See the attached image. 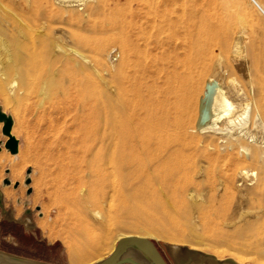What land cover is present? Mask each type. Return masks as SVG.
<instances>
[{
	"label": "rangeland",
	"instance_id": "1",
	"mask_svg": "<svg viewBox=\"0 0 264 264\" xmlns=\"http://www.w3.org/2000/svg\"><path fill=\"white\" fill-rule=\"evenodd\" d=\"M256 2L264 10V0ZM98 7L102 11L96 14L93 11ZM207 10L205 0H0V108L12 119V134L19 144L14 156L5 147L8 138L0 125V253L33 264H71L65 243L76 250L81 245L79 233L94 230L95 222L101 220L97 212H102L103 207H97L90 200L84 206L67 202L88 193L67 187L55 174L54 166L42 149L37 156L32 153L28 159L21 156L26 153L27 145L38 147L46 138L48 142L54 141L63 132L66 118L56 99L39 106L36 96L44 86L37 85L27 92L21 78L14 73L15 64L18 58H26L29 51L42 52L44 47L59 58L66 56V47L81 51L72 41L70 29L85 31L93 44L99 39L108 40L100 55L85 51L92 68L96 64L99 74L108 80L121 61L113 18L118 15L122 20L123 15L133 36L143 34L141 39L135 36L136 41L142 46L148 43L153 54L166 58L170 67L181 75L204 71L206 79L221 84L235 109L245 112L242 119L247 131L262 140V132L254 122L259 125L264 122V111L260 107L264 85L260 83L262 74L257 72L247 53L241 55L231 39L227 52L230 67L221 59L223 49L217 42L212 43L207 52L213 58L209 67L204 69L202 63L195 60L200 20ZM261 17L264 19L263 15ZM258 110L261 117L254 120ZM217 130L218 127L196 129L191 134L198 139L196 145L188 137L178 156L180 166L174 163L176 161L171 165L176 174L172 190L178 191L184 203L179 201L174 209H162L160 212L164 214L156 215L168 234L126 220L114 226L108 238L96 237L91 249L76 252L74 256L92 253L85 264L96 263L109 256L122 234L135 230L155 242L169 264L177 263L168 246L198 247L199 251L219 260L240 255L242 264H264V194L259 191L264 190V184L257 187L260 166L249 156H227L230 150L212 142ZM242 169L253 174L243 176ZM143 207L148 206L143 204ZM28 220L33 226H27ZM246 223L247 230L244 229Z\"/></svg>",
	"mask_w": 264,
	"mask_h": 264
},
{
	"label": "bare ground",
	"instance_id": "2",
	"mask_svg": "<svg viewBox=\"0 0 264 264\" xmlns=\"http://www.w3.org/2000/svg\"><path fill=\"white\" fill-rule=\"evenodd\" d=\"M205 1L208 10L200 20L201 34L195 60L201 62L204 69L209 67L213 58L207 52L210 45L217 42L223 49L221 59L228 65V44L233 39L238 52L243 56L247 53L252 59L257 72L262 74L260 83L264 85L262 7L256 0ZM101 11L98 7L93 12L99 14ZM113 20L121 47V61L108 80L99 74L96 64L92 68L85 54L90 50L102 54L108 40L99 39L93 44L90 36L81 29L69 31L72 41L81 51L66 47V56L62 58L48 47H44L42 52L29 51L26 58H18L14 69L27 92L37 85L44 86L36 96L40 107L56 99L66 118L63 132L58 133L54 141L48 142L44 138L38 147L27 145L26 153L20 152L21 156L28 159L31 153L37 156L42 149L51 166H54L55 174L67 187L88 193L82 198L69 199V204L84 206L90 200L97 207H103L102 212H97L101 220L95 222L96 228L79 233L81 245L76 250L65 243L71 264H85V260L94 254L75 257L74 253L91 249L96 237L100 240L108 238L113 227L124 224L126 220L167 233L156 215L162 209H174L179 201L184 203L178 191L172 190L176 174L171 165L174 161L179 164L178 156H181L183 142L188 137L196 145L198 139L191 135L196 129L218 127L212 142L230 150L227 156H249L260 166L257 187L264 184V122L260 125L254 122L263 135L260 141L255 134L247 131L242 119L245 112L235 109L234 102L221 84L214 79H206L204 71L181 75L177 69L170 67L166 58L153 54L148 43L142 46L136 41L143 34L133 36L123 15L122 20L118 15ZM208 56L210 60H207ZM260 107L264 111V99H261ZM258 117H261L260 110L254 120ZM45 120L47 123L48 120ZM209 146H212L211 143ZM241 174L247 177L253 173L242 169ZM12 175L15 177V174ZM259 191L264 194L263 189ZM143 204L148 206L147 209ZM26 224L33 226L30 220ZM244 229L247 230V223ZM127 237L147 238L132 230L122 234L119 240ZM168 250L177 264H242L240 255L219 260L199 251L198 247L168 246ZM6 258L0 253V260Z\"/></svg>",
	"mask_w": 264,
	"mask_h": 264
},
{
	"label": "water",
	"instance_id": "3",
	"mask_svg": "<svg viewBox=\"0 0 264 264\" xmlns=\"http://www.w3.org/2000/svg\"><path fill=\"white\" fill-rule=\"evenodd\" d=\"M0 123H3L2 133L8 138L6 149L12 154L18 151V141L12 136V119L0 108ZM6 259L0 260V264H33L14 256L6 255ZM95 264H169L160 252L155 242L143 237L122 238L117 243L113 253L104 260Z\"/></svg>",
	"mask_w": 264,
	"mask_h": 264
}]
</instances>
